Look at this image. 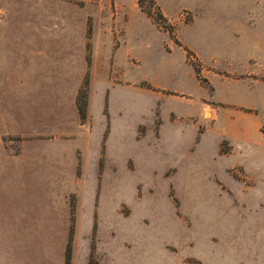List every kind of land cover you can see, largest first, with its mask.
I'll list each match as a JSON object with an SVG mask.
<instances>
[{
    "label": "rangeland",
    "instance_id": "1",
    "mask_svg": "<svg viewBox=\"0 0 264 264\" xmlns=\"http://www.w3.org/2000/svg\"><path fill=\"white\" fill-rule=\"evenodd\" d=\"M123 1L130 11L131 0ZM155 1L173 34L148 15L137 21L129 136L103 150L110 166L111 150L123 149L128 169L107 167L99 180L93 168L86 172L79 222L75 193L66 194L70 224L57 223L50 198L34 219L0 204V264H264V145L222 137L236 136L241 122L246 137L264 142V0ZM144 5L156 16L150 0ZM0 7V76H84L81 87L88 77L79 120L90 129L86 53L67 67L56 25L72 11L78 27L82 13L93 20L98 7L106 27L116 1L0 0ZM129 11L119 13V36ZM96 53L102 49L89 45L87 58ZM4 195L0 202L13 199ZM95 198L103 217L93 222Z\"/></svg>",
    "mask_w": 264,
    "mask_h": 264
},
{
    "label": "crops",
    "instance_id": "2",
    "mask_svg": "<svg viewBox=\"0 0 264 264\" xmlns=\"http://www.w3.org/2000/svg\"><path fill=\"white\" fill-rule=\"evenodd\" d=\"M115 1L117 9L107 17L106 27L98 7L90 12L94 21H89L88 12L82 13L77 27L73 19L75 13L67 11L61 14L56 25L62 45L60 53L67 67L82 61L86 53L85 74L90 75L91 86L90 129L86 127L89 121L80 122L77 106V95L84 76H0V194L5 197L4 194L9 193L13 198H3L0 204L11 205V210L16 205L23 215L34 219L42 206L53 205L57 223L70 224L71 206L66 194L75 193L80 201L87 182L84 175L89 169L95 170L98 180L107 167L113 171L128 169L125 157L120 154L123 149L118 148L117 155L115 150H111L113 164L110 166L105 165L108 154L103 150L104 144L113 148L123 145L125 137L129 136L130 124L124 117V112L131 110V88L127 80L131 70L130 58L139 59L131 36L137 30L136 25L147 19V14L139 0L137 6L131 0L130 11L123 0ZM0 11L3 13L1 7ZM122 11H129V16L123 34L119 36L117 26ZM115 43L118 45L114 49ZM89 45H94L96 50L102 49L101 54L94 55L93 61L90 55L87 58ZM0 57L2 60V52ZM134 69L137 75L141 73L139 69ZM142 75L145 76V73L142 72ZM255 85L251 84V87ZM229 117L232 119V114ZM120 120L122 125L117 126ZM237 125L239 133L236 136L222 133V137H230L234 143L264 145L262 140L255 142L246 137L247 133L244 135L249 127L241 122ZM11 137L19 139L16 141ZM92 159L95 163L93 167L90 165ZM20 197L23 199L20 200ZM47 199L51 201L48 205ZM1 208L3 215L5 213ZM21 208L25 210L22 212ZM60 209L65 212H60ZM101 209L99 199L95 198L89 210L91 217H88L93 222L97 221L102 216ZM77 211L79 222L87 215L80 202ZM0 221L3 222L1 215Z\"/></svg>",
    "mask_w": 264,
    "mask_h": 264
},
{
    "label": "trees",
    "instance_id": "3",
    "mask_svg": "<svg viewBox=\"0 0 264 264\" xmlns=\"http://www.w3.org/2000/svg\"><path fill=\"white\" fill-rule=\"evenodd\" d=\"M150 2L153 6H156L158 9L156 16L154 15V13L150 9H147V7H145L144 0H139V4H140L142 10L145 11L148 16L153 17L157 23H162L163 26H165L166 29L170 30V32L173 34V27L166 24V21H167L166 17L162 13V11H161L160 7L157 5L156 1L150 0ZM202 81H208V80L206 78H202ZM87 96H88V77L85 80L84 86H82L79 89V93L77 96V105H78L79 112H80L82 119H85L86 114H87Z\"/></svg>",
    "mask_w": 264,
    "mask_h": 264
}]
</instances>
